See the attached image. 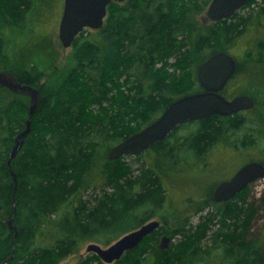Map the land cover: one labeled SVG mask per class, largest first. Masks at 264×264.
<instances>
[{"label": "trees", "instance_id": "trees-1", "mask_svg": "<svg viewBox=\"0 0 264 264\" xmlns=\"http://www.w3.org/2000/svg\"><path fill=\"white\" fill-rule=\"evenodd\" d=\"M60 2L0 0V70L41 92L32 131L13 160L15 190L7 161L25 128L30 98L0 88V264L12 254L7 264H58L86 241L108 244L153 217V211H164L172 196L154 163L143 160L135 168L126 156L110 159L109 149L154 121L175 99L203 90L198 66L218 51L229 52L250 26L259 31L264 19V0H250L219 21L206 16L211 0L113 2L101 28H86L76 37L64 70L54 69L55 58L46 61L39 52L18 57L29 49L20 40L35 34L43 12ZM255 5L261 11L253 20ZM247 111L188 121L197 124L188 137L191 147L202 154L218 141L230 145L229 137L246 135ZM175 131L151 149L161 152ZM255 142L246 135L242 145ZM90 188L98 192L84 197ZM247 191L211 201L217 211L198 224L191 216L208 206L198 199L167 212L178 217L170 236H178L177 242L161 249L159 235L167 231L161 226L112 264H264L263 237L252 233L258 207L247 201ZM12 217L16 237L8 224ZM79 264L106 263L92 253Z\"/></svg>", "mask_w": 264, "mask_h": 264}, {"label": "rangeland", "instance_id": "rangeland-1", "mask_svg": "<svg viewBox=\"0 0 264 264\" xmlns=\"http://www.w3.org/2000/svg\"><path fill=\"white\" fill-rule=\"evenodd\" d=\"M63 2H60L58 5L55 4L56 6L53 7L52 11H48V13L43 12L42 19L36 24L37 32L25 40H20L21 43H26L24 46L26 45L29 49L24 50L25 52L20 50L18 57L23 58L26 55V57L30 58L31 55L34 56L36 55L35 53L39 52L38 54L42 55L46 61L51 59L52 56L55 58L51 63L54 69L59 71L65 69L69 63L72 47H63L59 37ZM254 7L253 20L257 18L256 14L261 11L256 10L258 9L257 5ZM248 11L250 10H246V12ZM249 28L246 35L234 41L230 49H228L236 57L238 69L227 84L224 93L230 97L238 94H247L256 102V107L246 112L249 113L246 131L248 133L246 135L254 136L256 142L242 145V140L246 135L239 133L233 135L231 139L229 137L230 145L218 141L204 153L198 154L191 147V140L188 139L189 135L195 132L197 124L186 122L168 138L165 146L161 148V152L157 153L154 149H148L142 153L140 161L136 159L137 154L126 155L125 157V160L130 163L132 162L135 168L143 160L153 162L165 187L170 191L172 196L171 202L166 205L164 211L160 214L153 211V217L147 220H160L162 226L167 230L159 235L158 243H160L163 235L171 236L172 231L177 225L175 219L178 220V217L174 216V219L173 215H167V212L173 213L184 210L188 208L187 206L191 204L192 200L198 199L199 204L208 203L206 208L190 218L192 224H198L203 216L217 211V207L211 201H214L213 192L219 182L230 178L235 171L248 161L259 160L264 162V19L257 28L259 31H256L253 26ZM51 71V67L46 68L47 74L51 73ZM191 138L193 140V136ZM97 192V189L90 188L84 197L90 198ZM263 197L264 177L253 182L246 192L247 201L254 203L258 207L252 227L253 237H263L264 242ZM216 228H218V224L213 226V230ZM122 235L108 244L94 240L86 241L79 251L68 255L58 264H79L82 259H86L93 253L87 252V245L89 243L96 242L106 247ZM178 238V236L173 237L172 242H177ZM168 264L172 263L168 262Z\"/></svg>", "mask_w": 264, "mask_h": 264}, {"label": "water", "instance_id": "water-1", "mask_svg": "<svg viewBox=\"0 0 264 264\" xmlns=\"http://www.w3.org/2000/svg\"><path fill=\"white\" fill-rule=\"evenodd\" d=\"M124 1L126 0H64L59 28V37L63 47H72L76 37L84 29L101 28L110 4ZM249 1L211 0L206 10V16L211 21L230 18ZM236 71L237 59L230 52L219 51L211 55L199 65L197 70V78L203 90L183 95L172 101L154 121L113 145L108 152L109 158L116 160L124 155L139 154L151 145L167 138L179 125L188 121L201 120L214 114L230 116L240 111L254 109L256 102L251 96L238 94L228 98L222 93ZM3 87L30 98L25 128L17 134L7 161V168L15 182L16 190L18 175L13 168V160L23 148L26 138L32 131V119L39 109L41 92L36 86L22 83L9 70H0V88ZM263 177L264 162L249 161L243 164L230 179L217 184L213 192V199L216 202L230 200L244 190L249 183ZM8 224L9 228L15 231L14 236L16 237L19 229L15 223V217L10 218ZM161 225L160 220H149L106 247L96 242L89 243L87 252L96 253L103 262L112 264L121 259L127 251L136 248L145 237L159 229ZM161 242V249L169 248L172 238L164 235ZM13 243L14 240H12ZM13 256L14 254L1 264H7Z\"/></svg>", "mask_w": 264, "mask_h": 264}, {"label": "flooded vegetation", "instance_id": "flooded-vegetation-1", "mask_svg": "<svg viewBox=\"0 0 264 264\" xmlns=\"http://www.w3.org/2000/svg\"><path fill=\"white\" fill-rule=\"evenodd\" d=\"M228 83H229V82H228ZM228 83H227V84H228ZM226 87H227V85H226ZM226 87H225V88H226ZM178 127H179V126H178ZM164 140H165V139H164ZM153 145H154V144H153ZM153 145H151V146H150L149 148H147L146 150L151 149V147H152ZM251 161H253V160H251ZM248 162H249V161H248ZM246 163H247V162H246ZM235 172H236V171H235ZM234 174H235V173H234ZM234 174H233V175H234ZM233 175H232V176H233ZM232 176H231V177H232ZM231 177H230V178H231ZM230 178H228V179H230ZM228 179H224V180H228ZM222 181H223V180H222ZM253 182H255V181H253ZM253 182L249 183L246 187L249 188V186H250ZM219 183H220V182H219ZM246 187H245V188H246ZM161 226H162V225H161ZM163 236H164V235H163ZM163 236H162V237H163ZM162 237H161V239H162ZM161 239H160L159 246L162 245ZM172 264H174V262H173Z\"/></svg>", "mask_w": 264, "mask_h": 264}, {"label": "bare ground", "instance_id": "bare-ground-1", "mask_svg": "<svg viewBox=\"0 0 264 264\" xmlns=\"http://www.w3.org/2000/svg\"><path fill=\"white\" fill-rule=\"evenodd\" d=\"M179 126H180V125H179ZM175 130H176V129H175ZM175 130H174V131H175ZM168 136H169V135H168ZM165 139H166V138H165ZM135 155H136V154H135ZM124 156H126V155H124Z\"/></svg>", "mask_w": 264, "mask_h": 264}]
</instances>
